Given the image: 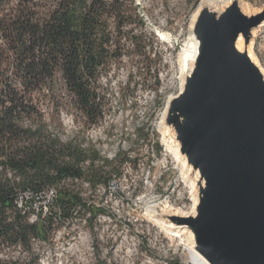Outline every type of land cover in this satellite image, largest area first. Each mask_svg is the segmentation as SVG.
<instances>
[{
  "label": "trees",
  "instance_id": "trees-1",
  "mask_svg": "<svg viewBox=\"0 0 264 264\" xmlns=\"http://www.w3.org/2000/svg\"><path fill=\"white\" fill-rule=\"evenodd\" d=\"M145 23L136 0H0V253L4 245L22 247L31 257L25 264L39 261L32 241L47 240L54 218L40 214L30 223L18 204L26 192L57 189L53 203L65 220L79 206L96 211L76 185L108 190L115 166L79 135L110 115L109 78L121 68H144L145 83L153 79L158 89L159 60ZM64 113L84 120L69 140Z\"/></svg>",
  "mask_w": 264,
  "mask_h": 264
},
{
  "label": "rangeland",
  "instance_id": "rangeland-1",
  "mask_svg": "<svg viewBox=\"0 0 264 264\" xmlns=\"http://www.w3.org/2000/svg\"><path fill=\"white\" fill-rule=\"evenodd\" d=\"M136 1L146 22L144 32L152 42L149 49L159 60L160 85L155 89L151 85L153 79L152 83H145L142 67L121 68L109 78L112 82L110 115L100 126L79 135L81 140L92 142L102 158L115 166L109 175L108 190L101 186L93 189L86 182L76 185L84 203L96 207V211L91 214L79 206L69 219H63L53 203L57 196L55 188L39 197L26 192L19 198V207L26 212L30 223H36L40 214L43 217L53 214L47 240L32 241L39 259L37 264H188L187 252L178 246V239L148 219L147 207L152 204L159 210L167 204L190 212L194 206L186 171L169 148L163 118L169 100L183 93L180 56L190 37L193 15L202 0L197 6L188 0ZM236 3L241 11L242 7L264 11V0ZM252 44V53L264 75V24L254 34ZM129 75L132 85L124 94ZM60 123L64 128L62 137L69 140L80 133L84 120L64 113ZM126 157L129 161L121 167L120 161ZM1 248L0 259L20 264L30 262L31 257L22 247L12 249L4 245Z\"/></svg>",
  "mask_w": 264,
  "mask_h": 264
},
{
  "label": "water",
  "instance_id": "water-1",
  "mask_svg": "<svg viewBox=\"0 0 264 264\" xmlns=\"http://www.w3.org/2000/svg\"><path fill=\"white\" fill-rule=\"evenodd\" d=\"M264 11L243 14L234 2L221 14L203 9L194 25V71L167 109L193 173L195 218H179L209 264H264V75L246 52Z\"/></svg>",
  "mask_w": 264,
  "mask_h": 264
},
{
  "label": "bare ground",
  "instance_id": "bare-ground-1",
  "mask_svg": "<svg viewBox=\"0 0 264 264\" xmlns=\"http://www.w3.org/2000/svg\"><path fill=\"white\" fill-rule=\"evenodd\" d=\"M236 1H238V0H229V1L228 0H202L201 1L197 11L193 15L190 37H189V39L185 45V48H184V50L180 56V60H181V64H182V72L184 75V79H183V83H182V87H181V92L184 91L185 83H186L187 79L191 77V75L194 71V67H195V59L197 56L198 44H197V41L195 40V38L193 36V31H194V25L196 23V20L199 16L200 12L203 9H209L210 11H212L214 13L221 14L225 8L230 7ZM242 12L244 15H246L248 17H253V16H256L257 14L261 13L260 10L256 12V11L250 10L248 8H245V7H242ZM258 29H256L253 32V37H254V34L256 33V31ZM167 37L169 38V36H167ZM252 45L253 44L251 42L249 46H246L245 40L242 37H240L237 41L236 47H237V50L239 52H246L248 54L249 58L256 65H258V61L252 53V48H253ZM178 91H179V89H178ZM172 101H173V99L169 100V105ZM166 114H167V111L164 114L163 120H166L165 119ZM165 132L169 135V148L172 149V151L174 152L177 161L182 166V169H184L186 171V177L188 178V183L191 187V192H192L193 199H194V206L192 207L193 209L190 210V212H188V211L183 212L180 209H174V207L172 208V205L170 206V205L166 204L164 206V208L158 210L155 205L150 204L147 207V212H148L147 216H148V219L154 223V225H158L159 227H161L163 232L169 234L170 237L175 238L176 240L178 239V246L182 247L184 249V251L187 252L188 264H209L195 249L194 235L191 232V230L189 228L180 226V220H179V218L191 219V218L196 217V214H197L196 209H197V204H198L197 186H198V183H202V182H199L200 181L199 173L198 172H196V173L192 172V169L188 165L186 158L182 155V153L180 151V147H179V145L175 139L173 132L170 130L169 127H166V126H165ZM153 134H154V132H153ZM202 186H203V183H202Z\"/></svg>",
  "mask_w": 264,
  "mask_h": 264
}]
</instances>
